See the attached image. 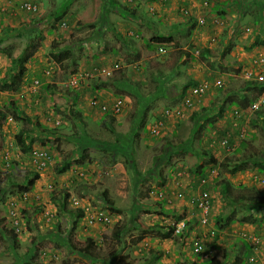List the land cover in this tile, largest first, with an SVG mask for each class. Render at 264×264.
I'll list each match as a JSON object with an SVG mask.
<instances>
[{
  "label": "rangeland",
  "instance_id": "374dc122",
  "mask_svg": "<svg viewBox=\"0 0 264 264\" xmlns=\"http://www.w3.org/2000/svg\"><path fill=\"white\" fill-rule=\"evenodd\" d=\"M25 1L36 3L39 10L31 13L22 9ZM70 1L65 15L53 18L65 0H0L7 10L0 13V37L4 39L0 47H11L8 54L0 52V82L9 76L13 55L21 53L27 42L37 44L32 47L35 50L32 57L22 65L21 84L13 90L1 89L0 84V109L8 112V120L1 128L4 142L0 144V222L10 228L8 208H28L26 215L22 214L24 228L15 235L0 226V264H21V258L31 253L40 263L57 256L53 264H188L196 256L198 260L207 258V254L209 258L221 259V264H234L236 257L243 258L247 250V241L242 238L244 232H257L263 237V243L258 249L252 248L251 254L257 256L255 264H264V225L256 228L255 224L239 221L248 208L244 202L248 197L241 199L240 195L264 196V183L251 177L259 172L252 162L264 160V108L253 111L249 107L232 106L223 118L212 114L228 91L239 99L243 93L248 98L264 94V82L261 89L253 88L242 73L245 64L251 65L250 59L264 56V45L252 46L255 39H264V0H227L229 4L218 7L215 4L221 0H211L208 5L198 0V9L184 5L189 7L188 13L178 10L176 17L186 21L172 23V19L160 17L157 1L149 4V0H133L130 11L110 0ZM118 1L127 5L123 0ZM54 21L56 27L52 29ZM125 21L139 32V37H135L138 33L132 37L129 31L125 33L119 28ZM176 23L179 25L171 26ZM170 30L176 33L174 42L162 44L165 46L153 43L152 48L146 45L152 36ZM107 42L109 45L104 47ZM65 45L74 51V56L60 65L50 54ZM203 48H210L211 54H201ZM116 64L120 67L113 71L114 76H99L101 68ZM73 67L77 72H92L82 79L79 89L66 84ZM37 77L43 84L35 92L26 93L29 82ZM192 78L198 82L221 78L223 85L209 88L200 101L197 99L185 109L183 117L171 119L163 135H150L148 124L165 107L180 106L182 92ZM99 83L101 87L95 89ZM102 88L106 96L97 91ZM76 91L79 102L73 99ZM117 97L125 99V107L116 115L93 105L94 99L111 104ZM10 100L46 127L54 128V136L58 138L53 147L38 139L32 144L47 150L51 164L36 181L33 190L36 195L26 201L20 197L18 183L28 170H34L29 163L28 141L36 134L25 136L20 132L23 126L33 124L28 125L17 109L6 107ZM201 107L211 113L208 120H215L211 128L208 120L206 125L202 123L197 135L202 145H209L205 149L213 151L214 156L205 154L199 161L194 152L172 150L165 158L168 147L190 136L196 117L194 111ZM144 114L146 125L140 127L139 118ZM131 129L135 136L130 134ZM121 134V143L116 147L113 144ZM224 136L231 138L227 147L220 142ZM245 139L250 142L239 151V144ZM71 150L85 153L86 159L80 162L85 165L76 164L73 171L57 174L55 164ZM162 156L160 168L158 161ZM243 157L250 158L251 168L232 173L233 162L245 160ZM204 161H207L204 172L193 170L196 163ZM203 175L207 181L202 184ZM223 178L231 182L227 194L225 182L220 181ZM171 187L182 190L183 197L170 202L156 197L158 188L170 191ZM201 188L208 189L212 196V220L208 226L221 213H229L233 219L228 227L218 228V234L213 237L207 235L208 226L199 223L192 201ZM65 193L70 207L75 198L84 203L91 200L93 205L105 209L115 206L119 211H113L114 222L105 227L99 223L88 226L84 218L74 230L72 248L64 237L72 228L73 218L65 210L60 212L52 199V195L63 199ZM104 193L108 207L99 202L103 201ZM41 204L43 209L38 208ZM46 210L50 213L45 214ZM180 213L190 219L192 230L184 239L174 232L168 237V224H175ZM156 222L160 228H154ZM121 224L125 225L124 230L114 237ZM152 225L153 233L139 242L133 241L145 226ZM157 230L161 231L160 235ZM200 236L205 238L207 250L195 256L190 246ZM58 241L60 246H56Z\"/></svg>",
  "mask_w": 264,
  "mask_h": 264
},
{
  "label": "trees",
  "instance_id": "16d2710c",
  "mask_svg": "<svg viewBox=\"0 0 264 264\" xmlns=\"http://www.w3.org/2000/svg\"><path fill=\"white\" fill-rule=\"evenodd\" d=\"M112 3L115 2V0H110ZM71 3L70 0H65V2L63 3V7H61V10L57 11V13L55 12L53 15V18H62L65 13H66V9H67V5H69ZM120 7L124 8L126 11L129 10L130 8L128 5H123V2H119ZM218 3L215 4V6L218 7ZM56 21L53 22L51 28L55 29ZM13 30V29H11ZM176 38V33L174 32V30H170V32H168L167 34H157L155 36H152V38L146 40L147 46L152 48L153 43H158L161 46H165L166 44H169L171 42H174ZM3 37H0V43L3 41ZM165 44V45H162ZM258 45H264V39L261 40L260 39H255L253 41L252 46H258ZM37 46V44L33 43V41H30L29 43L27 42V45L25 47V49L20 53H16L13 55L12 57V61L13 64L11 65L10 69H9V76L5 77V78H1V82L0 84L1 89H6V90H10V89H16L22 82V65L24 63L25 60L30 59L32 57V54L34 53V49L32 47ZM29 47H31V50L28 49ZM10 46H1L0 47V52H5V54H8V51L11 50ZM198 50V48H197ZM199 51V50H198ZM201 54H204L206 52L211 54V49L210 48H203V50L201 49ZM51 58L56 61L57 63H60V65H63V63L65 61H67L68 59H70L71 57L74 56V51L69 48L67 45H65L63 48L57 49L51 52ZM213 67V66H212ZM214 68V67H213ZM77 70L76 67H73L70 69L71 73H75ZM101 83V82H100ZM96 84L94 86L95 89L101 87V84ZM198 81L195 78H192L191 80H189L187 82V85H185V88L182 92V94L184 95L186 92V87H188L190 84H197ZM247 83L253 87V88H257V89H261V84L262 82L259 81H254V80H247ZM264 89V86L262 87ZM76 96L73 97L74 101L79 102V94L76 91ZM228 97L231 99L227 100ZM256 97H250L248 98L246 93L241 94V98L239 99L237 96H234L232 94V91H228L227 94L225 95V98H221L218 101H215L214 103H218L215 107L214 112H212V114L215 115V118H223L224 115L226 114V112L229 110V108H231L232 106H236L238 108H247L250 107V104H252L255 101ZM6 107L7 108H12L13 110L17 109L18 112L20 113L21 117L24 118V120L28 123V125L33 124L32 127L30 126H23L20 130V132L22 134H24L25 136H28L30 133L32 134H36L33 138H30V140L28 141V147L29 150H31L32 144L37 141V139L39 141H41L43 144H49L50 146H54V144L56 143V140L58 139L57 136H54L55 134V129L54 128H48L46 127L44 124H42L41 122L38 121V119L36 117H32L30 115H28L25 111H22L19 109V107L16 105V102L14 100H10L8 103H6ZM61 106L58 107V109H60ZM206 108H199L198 110L194 111V115L196 116L194 118V125L191 128V133L190 136L185 139L184 141H182L181 143H177L174 146H170L168 147L165 151V158H167L169 156L170 151L172 150H176L178 152L180 151H187V152H194L195 154H197L198 156V160L200 158H203L205 156V154H209L210 157L214 156V152L213 151H208L206 149H209V145L206 144L207 146L202 145V139L197 135V133L199 132L198 127H200L202 125V123H204L205 125L207 124V120L210 117L211 113H208L206 111ZM216 113V114H215ZM198 114H200V116L202 118L198 117ZM8 117V112L7 111H3L0 109V143L3 140V135L1 132V127L3 125V122L7 119ZM113 118V117H112ZM35 120V121H34ZM215 120V119H213ZM213 120H208L210 123V128L211 125L213 124ZM146 114L142 115L141 118H139V122L138 125L140 127H145L146 125ZM138 126V127H139ZM43 129H46L45 132H42ZM48 130V131H47ZM39 131V133H38ZM38 133V134H37ZM137 133V131H136ZM130 134L132 136H135V131L133 129L130 130ZM123 134L118 135L117 137V141L116 143H114L113 145H115L116 147H119L118 145L121 143ZM197 140L196 144L195 141ZM118 142H120L119 144H117ZM250 139H245L242 140L241 143L239 144V151L242 150L243 147H245L247 144H249ZM129 144H130V140H129ZM90 147V146H89ZM206 148V149H205ZM172 153V152H171ZM244 155V154H243ZM164 156L161 157V159L158 161L159 164L158 166L161 168L162 167V163L164 161ZM131 157V156H130ZM132 158V157H131ZM82 159H86V155L84 152H80L75 153L74 150L68 151L65 155H63V157L61 158V160L59 162H57L54 166L55 172L57 174H62V173H66L67 171H69L70 169H73L76 164L79 165H85L84 164H80V162H83ZM245 160L238 162H233V168L231 170L232 173H236V172H240V171H245L249 168H251V161L250 158H242ZM207 160V159H206ZM228 160V159H226ZM240 160V158H239ZM202 161V160H199ZM198 161V162H199ZM208 161V160H207ZM204 161L203 164H198L196 163L195 166V171H199V172H204L205 166L207 165L206 162ZM252 164L254 165V167H256L258 169V171L262 172L264 171V160L259 159L258 161H253ZM83 169H85L84 167H82ZM77 169V168H76ZM161 170V171H160ZM160 173L161 175L163 174L162 169H160ZM84 172V171H83ZM40 172L36 171V170H28L25 178L18 183V189L19 191H33L35 186H36V181L40 178ZM221 183L225 182V193L227 194L230 191V186H231V182L227 179V178H223L220 180ZM105 194V193H104ZM67 194H64L63 199L58 198L55 195H52V199L55 201L56 206L61 210H59L60 212L62 211H66L69 212V214L72 216L73 221H72V228L69 231L67 237H64L65 240H67L66 242H69V245L74 248V244L72 243L73 241V237H74V230L79 226L80 222L82 221L85 212L84 210L79 207V206H69V200H68V196H66ZM264 195V194H263ZM103 197V201H98L105 203L106 206L109 205L105 202V198L107 197V195H102ZM247 200H244V202L246 203V205H248V208L246 209V212H244L243 216L239 219L240 222L243 223H251V224H255L256 228L258 226V228L262 227L264 224H262L263 220H264V196H255V195H249L246 193H243L242 195H240V198H247ZM253 202V203H252ZM32 205V204H30ZM42 205V204H41ZM38 205L39 209H43V205ZM33 207V205H32ZM108 207V206H107ZM108 208L112 209L113 211H119L115 206L110 205ZM27 207L25 206H20V214H24V216L26 215L27 212ZM36 216V215H35ZM177 218V216H176ZM184 219V214L181 213L178 217V220H182ZM177 220V221H178ZM232 216L229 213H221L219 215H217L215 221H216V226H218L221 229H224L226 227H228L230 225V223L232 222ZM4 222H0V226H3V231L5 230L7 233L15 235L16 234V230L15 228L11 227V228H7L5 225H3ZM157 223V222H156ZM9 224H10V220H9ZM154 225V224H153ZM153 225L152 226H145L142 230L141 233H139L137 235V237L133 240L134 242H139L141 240H143L146 236H148L149 234L153 233L152 229H153ZM157 226H154V228H160V225L155 224ZM12 226V225H11ZM57 227L59 226L56 225ZM169 227H172L174 229L173 226H171L170 224H168ZM125 225L121 224V227L117 228L113 234L114 237H119L118 235L124 230ZM1 230V228H0ZM59 230V229H57ZM192 230V224L190 222V219H185V225L184 227L180 230V235L186 236V233L188 235V232H190ZM157 234H161L160 230H157L156 232ZM250 233H254V234H258L257 232H250ZM43 235V234H42ZM166 235L168 237H172V230L168 231L166 233ZM60 236V235H59ZM42 237V236H41ZM62 237V236H60ZM59 237V238H60ZM105 240L108 239V232H106L105 237H103ZM242 238L247 241L246 247V253H248V255L246 254V259L241 257V256H237L234 264H243V260L244 262L247 261V258H249V256L251 255V250L252 248H254L250 241L246 238L243 237ZM43 239H46L43 238ZM205 242V240H204ZM56 246H60V242H56ZM207 244V243H206ZM205 248L206 245H205ZM207 249H205L206 251ZM204 251V252H205ZM32 253L29 254L28 256H24L23 258H21V264H53L55 261V258H52L51 261L47 262V263H40L37 261V258L34 257ZM56 263V261H55ZM222 260L217 258H209V254H207V258H202L198 260L195 259H191L189 260L188 264H221Z\"/></svg>",
  "mask_w": 264,
  "mask_h": 264
},
{
  "label": "built area",
  "instance_id": "2783aa9c",
  "mask_svg": "<svg viewBox=\"0 0 264 264\" xmlns=\"http://www.w3.org/2000/svg\"><path fill=\"white\" fill-rule=\"evenodd\" d=\"M211 0H203L204 4H209ZM22 7L29 11V12H37L39 10L38 5L36 3L32 2H23ZM3 9V7L0 4V10ZM189 7L181 6L179 8L180 11L183 13H188ZM203 21V20H201ZM131 35H135L134 31H129ZM136 36H139V34H136ZM198 50H196V53L198 54ZM251 65H248L243 69L244 77L246 79L255 80V81H263L264 80V56L258 55L255 56L251 60ZM120 66L119 64L114 65L112 68L103 67L101 68L98 73L102 75H112L114 70L118 69ZM86 76L92 75V72H86ZM82 75L75 74L72 76V83L74 85H78L82 81ZM81 79V80H80ZM223 85V80L221 78H217L216 81H210V80H202L199 83L191 86L184 97L183 103L180 106L177 107H166L162 113L149 125V133L153 136H160L163 134L165 125L168 120L171 119H178L184 116L185 109L194 105L196 103V100L199 101L202 99V96L207 92L209 88L212 86L220 87ZM37 86H39V81L35 80L33 83H31L27 87L26 93L34 92L37 89ZM29 91V92H28ZM197 100V101H198ZM94 106H101L102 110L105 111H112L115 114H118L122 111L123 107L125 106V100L121 97L116 98L111 105L108 104H102L99 99L93 100ZM264 106V94L261 95L258 99H256L251 105L250 108L252 110L259 109ZM223 145H226L228 143V139L225 138L222 142ZM47 150L40 149L38 147H34L31 151V159L36 164V167L39 169H43L46 167L47 164ZM181 174V172H179ZM203 183L207 181V177H202L200 180ZM264 182V179L262 180ZM156 195L160 199H165L168 202L171 201L173 197L181 198L183 197V191L176 188H170V191H168L165 188H158L156 191ZM29 196L28 193H24L22 196V199H27ZM193 205L195 206V210L197 212V217L200 221V223L204 225H208V223L211 222L212 217V196L208 189L201 188L195 196L192 197ZM74 205L79 206L84 209L85 215H86V221L88 226H92L93 224H101V225H109L114 221V213L110 209L95 207L91 202L87 201L84 203L81 199L75 198L74 199ZM11 206V205H10ZM9 215L10 218H12L13 225L19 229L21 218L19 215L18 207L12 206L9 207ZM179 227H177V230H180L181 226H184V221L182 223H179ZM217 228L215 227L214 223H212L211 227L207 228V235L214 236L217 233ZM243 237H246L251 245L254 247V249H258L259 246L263 243V237L258 234L254 233H248L244 232L242 234ZM205 238L203 236L196 237L193 242V250L196 254H201L205 251ZM257 262V256L254 254H251L249 258H247L246 264H255Z\"/></svg>",
  "mask_w": 264,
  "mask_h": 264
},
{
  "label": "clouds",
  "instance_id": "9594fccd",
  "mask_svg": "<svg viewBox=\"0 0 264 264\" xmlns=\"http://www.w3.org/2000/svg\"><path fill=\"white\" fill-rule=\"evenodd\" d=\"M25 2H30V1H25ZM33 3V2H32ZM0 4H1V6L3 7V9H1L0 10V13L2 14V13H4L5 11H7L6 9H5V7H6V5L5 4H3V3H1L0 2ZM23 4V3H22ZM22 4H21V7H22ZM181 7V6H180ZM179 7V8H180ZM22 9H23V7H22ZM29 12V11H28ZM31 13H33V12H31ZM0 14V15H1ZM132 31V30H131ZM131 35V34H130ZM135 37H136V35H135ZM137 37H139V36H137ZM162 48V47H161ZM254 58V57H253ZM250 60H252V59H250ZM56 62V61H55ZM60 64V63H59ZM249 65V64H248ZM247 64H245V66H244V64H243V69L245 68V67H247L248 66ZM87 72H89V71H87ZM79 73V75H83V76H85L84 78H82V79H87V76L85 75V73H86V71L85 70H83V72H75V73H72V75L70 76V79L68 80V82L66 83L68 86H73L75 89H79L81 86H82V81L78 84V85H74L73 83H72V81H71V79H72V76L73 75H75V74H78ZM242 73H243V75H244V72L242 71ZM102 74H99V76H101ZM102 76H107V75H102ZM110 76H114V73L112 74V75H109L108 77H110ZM245 78V77H244ZM246 79V78H245ZM35 80H38L39 81V86H37V89L40 87V85H42L43 84V82H42V80L40 79V78H33L30 82H29V84H28V86L31 84V83H33ZM223 80V79H222ZM247 80H250V79H247ZM253 80V79H252ZM255 81V80H254ZM259 82H264V80L263 81H259ZM199 83V82H198ZM50 85V84H49ZM193 86V85H192ZM213 87V86H212ZM211 87V88H212ZM36 89V90H37ZM35 90V91H36ZM34 91V92H35ZM186 92H187V90H186ZM186 92H185V94H186ZM31 93V92H30ZM185 94H184V96H183V99H182V103H183V100H184V97H185ZM117 98H119V97H117ZM121 98H123V97H121ZM259 98V97H258ZM258 98H256V99H258ZM116 99V98H115ZM114 99V100H115ZM255 99V100H256ZM37 100V99H36ZM36 100H34V101H36ZM113 100V101H114ZM125 100V99H124ZM113 101L111 102V104L113 103ZM38 102V101H37ZM100 102L102 103V104H104V102H102L101 100H100ZM181 103V104H182ZM105 104H107V103H105ZM111 104H108V105H111ZM180 104V105H181ZM251 105V104H250ZM125 107V106H124ZM123 107V108H124ZM168 107V106H167ZM175 107V106H174ZM99 108L101 109V106H99ZM166 108V107H165ZM164 108V109H165ZM238 108V107H237ZM250 108V107H249ZM262 108H264V106L263 107H261V108H259V109H256V110H260V109H262ZM251 109V108H250ZM102 110V109H101ZM123 110V109H122ZM252 110V109H251ZM102 111H104V112H106V113H110V114H114V115H116L115 113H113L112 111H105V110H102ZM254 111V110H253ZM162 113V111L160 112V114ZM160 114H158L157 116H156V118L160 115ZM155 118V119H156ZM154 119V120H155ZM8 120V117H7V119L3 122V125L5 124V122ZM170 122V120H168L167 121V123H166V125H165V129H164V132L167 130V125H168V123ZM2 125V126H3ZM149 125L150 124H148V126H147V130H148V132H149ZM2 128V127H1ZM1 132H2V130H1ZM163 132V133H164ZM150 134V133H149ZM2 135H3V132H2ZM151 135V134H150ZM163 135V134H162ZM153 136V135H152ZM161 136V135H160ZM225 138H227L228 139V143L226 144V145H224L225 147H227V146H229L230 145V142H231V138L230 137H227V136H224V137H222L221 138V140H220V142H222ZM4 142V136H3V140H2V142L0 143V144H2ZM222 144V143H221ZM223 145V144H222ZM34 147L32 146L31 147V150L29 151V163L31 164V166H32V168L31 169H34V170H36V171H38V172H40V175H41V172H42V170L44 171V168L43 169H39V168H37L36 167V164L32 161V159H31V156H30V154H31V151H32V149H33ZM3 156H4V154H3ZM53 163V162H52ZM48 164H51L49 161H48V159H47V164H46V166L48 165ZM75 169V167L73 168V169H70L71 171H73ZM33 170V171H34ZM69 170V171H70ZM80 172V174H84V172L83 171H79ZM179 173V172H178ZM202 177H205V175H203V176H201L200 177V180H201V178ZM251 177H252V180H256V181H261L262 183H264L262 180L264 179V173L263 172H255V173H253L252 175H251ZM36 187V186H35ZM171 188H176V187H171ZM176 189H178V188H176ZM157 191V190H156ZM21 195H20V197H21V199H22V196H23V194L24 193H28L29 194V196H28V198L27 199H22V200H24V201H26V200H28L30 197H32V196H34V195H36V192H33V191H20L19 192ZM32 195V196H31ZM156 197H157V195H156ZM158 198V197H157ZM173 198H177V197H173ZM172 198V199H173ZM158 199H160V198H158ZM172 199H171V201H172ZM162 200H164V201H166V202H168L167 200H165V199H162ZM90 202H91V200H90ZM170 202V201H169ZM92 203V202H91ZM93 204V203H92ZM71 206H75L74 205V199H73V202H72V204H71ZM94 206H96V207H100V206H98V205H96V204H94ZM100 208H102V207H100ZM83 209V208H82ZM106 209H108V208H106ZM18 210H19V215H20V218H21V223H20V228L19 229H17L14 225H13V221H12V218H10V215H9V208H8V216H9V218H10V223H11V225L12 226H10V228L11 227H13V228H15V230L16 231H20L21 229H23L24 228V218H23V216L20 214V206L18 207ZM84 210V209H83ZM112 212H113V210L112 209H110ZM85 212V211H84ZM50 213V210H46V213L45 214H49ZM114 213V212H113ZM181 214V213H180ZM114 215V219H115V214H113ZM84 218H86V215H84V217H83V219H82V221L84 220ZM185 215H184V219H182V220H178L177 222H175V224H170L171 226H173L174 227V229L172 228V227H169L168 226V231H170V230H172V232H174L175 233V235H180V230L184 227V226H181L180 227V230H177V227H179L180 225H179V223H182V221H184V224H185ZM199 220V219H198ZM211 220H212V217H211ZM114 222V221H113ZM112 222V223H113ZM199 223H200V221H199ZM211 223V222H210ZM210 223H208V225H210ZM212 223H214V225H215V227L217 228V230H218V226H216V221H215V219H214V221H212ZM101 225V224H100ZM110 225V224H109ZM201 225H203V226H206V225H204V224H202L201 223ZM207 225V226H208ZM103 227H105L106 225H102ZM208 227H211V226H208ZM216 234H218V231H217V233ZM215 234V235H216ZM214 235V236H215ZM180 236H182V235H180ZM187 233H186V236H183L182 238L184 239V238H187ZM213 237V236H212ZM194 240L195 239H193V241H192V244H193V242H194ZM190 250H191V252L196 256L197 254L194 252V250H193V245H191L190 246ZM54 257H55V255H53ZM198 256H199V254H198ZM57 257V256H56ZM56 257H55V259H56ZM195 260H198L197 259V256L195 257ZM199 261V260H198Z\"/></svg>",
  "mask_w": 264,
  "mask_h": 264
},
{
  "label": "crops",
  "instance_id": "0c3cea01",
  "mask_svg": "<svg viewBox=\"0 0 264 264\" xmlns=\"http://www.w3.org/2000/svg\"><path fill=\"white\" fill-rule=\"evenodd\" d=\"M123 1L127 2L128 6H129L130 2H133V0H123ZM155 1L158 2V3H156L157 8L161 9L160 17H162V18L166 17L167 19H169V18L172 19V21L170 23L186 21V19L185 20H181L182 18L179 19L178 17H176L180 6H184V5L189 6V7L190 6H195V8L198 9L196 7V4L198 3L197 2L198 0H149V4H153V2H155ZM188 1H190V2H188ZM115 2H116V5L120 6V4L118 3V0H115ZM229 3L230 2L227 1V0H221V2L218 3L219 4L218 6H225L226 4H229ZM227 7H229V6H227ZM195 15H197V14H195ZM166 22H168V20H165V23ZM187 23L189 25V22H187ZM183 24H185V23H183ZM125 25H124V23H122V25L119 26L120 29H123V31L125 30L124 31L125 33H126V31H131L132 30L135 33L139 34V32H136L135 30L132 29V26L130 25V23H126V21H125ZM176 25H179V23L172 24L171 26L176 27ZM127 34H128V32H127ZM132 37H134V35H132ZM108 45H109V43L107 42L104 47H107ZM146 45H147V43H146ZM112 50L113 51H117V49H115V48H112ZM96 54H99V52H97ZM45 90H46V86H45ZM103 90H105V89L102 88V89L97 90V91L100 94H102L103 96H106V94H105V92H103ZM262 224H264V220H263Z\"/></svg>",
  "mask_w": 264,
  "mask_h": 264
}]
</instances>
